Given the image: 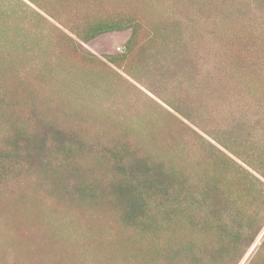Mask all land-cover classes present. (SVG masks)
<instances>
[{
	"label": "rangeland",
	"instance_id": "rangeland-1",
	"mask_svg": "<svg viewBox=\"0 0 264 264\" xmlns=\"http://www.w3.org/2000/svg\"><path fill=\"white\" fill-rule=\"evenodd\" d=\"M0 264H264V0H0Z\"/></svg>",
	"mask_w": 264,
	"mask_h": 264
}]
</instances>
